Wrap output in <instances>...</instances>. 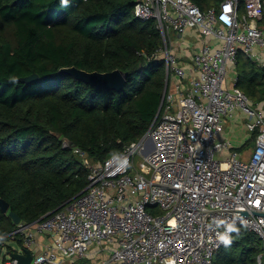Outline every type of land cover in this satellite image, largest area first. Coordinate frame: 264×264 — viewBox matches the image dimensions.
<instances>
[{
    "label": "built area",
    "instance_id": "obj_1",
    "mask_svg": "<svg viewBox=\"0 0 264 264\" xmlns=\"http://www.w3.org/2000/svg\"><path fill=\"white\" fill-rule=\"evenodd\" d=\"M134 14L155 20L163 39L153 55L167 72L159 114L105 161L75 146L89 166L88 185L41 218L18 223L6 237L23 247L11 251L30 249V264H213L242 225L261 239L257 262L264 264V108L236 85L237 72L229 78L241 53L264 66V0H219L205 10L193 0H136ZM190 29L216 40L194 52L192 75L172 46L173 33ZM237 111L256 133L247 158L220 138Z\"/></svg>",
    "mask_w": 264,
    "mask_h": 264
},
{
    "label": "trees",
    "instance_id": "obj_2",
    "mask_svg": "<svg viewBox=\"0 0 264 264\" xmlns=\"http://www.w3.org/2000/svg\"><path fill=\"white\" fill-rule=\"evenodd\" d=\"M135 2L0 0V197L22 222L41 218L88 185L90 169L75 146L93 162L105 161L157 117L167 72L165 60L153 55L163 39L155 20L135 16ZM193 2L205 10L219 0ZM69 66L119 69L127 81L121 91L103 90L61 72ZM236 72V85L264 108V66L241 53ZM33 74L39 77L22 80ZM16 228L0 207L4 242ZM261 251L258 235L238 225L213 264H258Z\"/></svg>",
    "mask_w": 264,
    "mask_h": 264
},
{
    "label": "crops",
    "instance_id": "obj_3",
    "mask_svg": "<svg viewBox=\"0 0 264 264\" xmlns=\"http://www.w3.org/2000/svg\"><path fill=\"white\" fill-rule=\"evenodd\" d=\"M203 41L213 45L216 44V40L213 37L204 38L196 29H190L185 34L173 33L172 46L178 55L180 63L190 75L195 74L192 55ZM178 82L179 79L174 78L172 85H169V90L174 91L175 85ZM245 122V116L240 111H237L233 117L225 120V129L220 134V138L230 139L233 146L240 150L241 155L247 158L252 152L255 142L254 144L249 143L253 136V132L247 129ZM251 147L252 149L248 152V148Z\"/></svg>",
    "mask_w": 264,
    "mask_h": 264
},
{
    "label": "water",
    "instance_id": "obj_4",
    "mask_svg": "<svg viewBox=\"0 0 264 264\" xmlns=\"http://www.w3.org/2000/svg\"><path fill=\"white\" fill-rule=\"evenodd\" d=\"M62 73L70 74L85 83L95 86L97 88L107 90V91H121L126 84V75L119 69H115L109 72H100V71H87L85 69L78 68L76 66H69L61 68ZM39 76L33 74L23 78L25 82H30L37 79ZM162 106V103H161ZM161 110V107H160ZM159 110V112H160ZM159 114V113H158ZM157 114V115H158ZM70 146L75 144L71 141H68ZM0 207L4 213L9 214L15 224L21 222V216L14 211L10 210V203L5 199L0 197ZM261 214L262 213H259ZM264 215V214H263ZM24 253L17 251H9L8 254L18 260L19 264H30L33 258L32 252L30 249H24Z\"/></svg>",
    "mask_w": 264,
    "mask_h": 264
},
{
    "label": "rangeland",
    "instance_id": "obj_5",
    "mask_svg": "<svg viewBox=\"0 0 264 264\" xmlns=\"http://www.w3.org/2000/svg\"><path fill=\"white\" fill-rule=\"evenodd\" d=\"M236 75V69L235 68H229V78L234 77ZM232 82V79L230 80ZM252 149L248 148V152ZM135 160L137 162V167L140 169V164L139 162L143 160V156L140 154H137L135 156ZM18 250L20 251L22 249L21 245L19 244L18 241L16 240H9L5 241L3 246H0V264H6L7 260L11 259V256L8 254L9 250Z\"/></svg>",
    "mask_w": 264,
    "mask_h": 264
},
{
    "label": "clouds",
    "instance_id": "obj_6",
    "mask_svg": "<svg viewBox=\"0 0 264 264\" xmlns=\"http://www.w3.org/2000/svg\"><path fill=\"white\" fill-rule=\"evenodd\" d=\"M227 242V241H226Z\"/></svg>",
    "mask_w": 264,
    "mask_h": 264
}]
</instances>
